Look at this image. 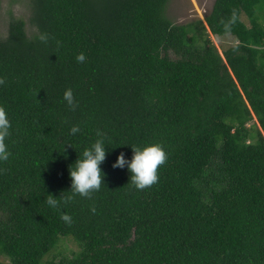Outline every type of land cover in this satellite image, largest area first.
<instances>
[{
  "label": "trees",
  "instance_id": "16d2710c",
  "mask_svg": "<svg viewBox=\"0 0 264 264\" xmlns=\"http://www.w3.org/2000/svg\"><path fill=\"white\" fill-rule=\"evenodd\" d=\"M30 2L0 35V264H264V0H215L184 24L170 0ZM98 133L100 190L48 206ZM151 143L167 159L137 190L112 163Z\"/></svg>",
  "mask_w": 264,
  "mask_h": 264
},
{
  "label": "clouds",
  "instance_id": "9594fccd",
  "mask_svg": "<svg viewBox=\"0 0 264 264\" xmlns=\"http://www.w3.org/2000/svg\"><path fill=\"white\" fill-rule=\"evenodd\" d=\"M41 40L46 39L45 36L40 37ZM77 62H83L85 56L83 53L76 57ZM3 80L0 79V84ZM63 99L69 107L75 106V100L71 89L65 90ZM10 122L3 109H0V162H6L10 158V151L5 143L6 138L10 135ZM80 131L78 125L70 128L71 134H76ZM98 138L86 147L80 158L69 166L68 172L70 177V192L71 195L60 197L59 199L53 195L47 198V205L52 208H58L67 205L75 195L88 197L91 193L99 191L104 184V173L100 165L106 159L108 148L106 147L105 138L98 133ZM132 155L129 159L123 152L119 153L116 160L112 163V167L127 169L129 179L132 186L137 190H143L152 186L158 181L157 169L165 163L167 154L162 145L159 143H151L143 146L130 145ZM94 211V209H93ZM62 219L65 222L70 221L68 215H63Z\"/></svg>",
  "mask_w": 264,
  "mask_h": 264
},
{
  "label": "rangeland",
  "instance_id": "374dc122",
  "mask_svg": "<svg viewBox=\"0 0 264 264\" xmlns=\"http://www.w3.org/2000/svg\"><path fill=\"white\" fill-rule=\"evenodd\" d=\"M215 0H170L167 4V16L176 24H184L197 19H205L211 12ZM28 19L31 14L30 0H0V35L7 34L11 14ZM246 21V17H244ZM219 51L236 43L233 35H210ZM68 245L77 249L76 243L68 241ZM51 257V256H50ZM60 259L57 258L56 262Z\"/></svg>",
  "mask_w": 264,
  "mask_h": 264
}]
</instances>
